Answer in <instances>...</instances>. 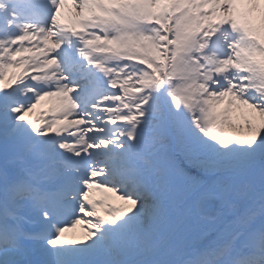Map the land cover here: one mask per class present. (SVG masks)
Wrapping results in <instances>:
<instances>
[{
  "label": "snow or ice",
  "instance_id": "1",
  "mask_svg": "<svg viewBox=\"0 0 264 264\" xmlns=\"http://www.w3.org/2000/svg\"><path fill=\"white\" fill-rule=\"evenodd\" d=\"M0 264H264V0H0Z\"/></svg>",
  "mask_w": 264,
  "mask_h": 264
},
{
  "label": "bare ground",
  "instance_id": "2",
  "mask_svg": "<svg viewBox=\"0 0 264 264\" xmlns=\"http://www.w3.org/2000/svg\"><path fill=\"white\" fill-rule=\"evenodd\" d=\"M258 15V14H256ZM67 16H68V12H66L65 17H66V22H67ZM31 55V54H28ZM57 98H48L46 97L44 100H42L40 102L39 105H37L36 109L33 110V112L30 114L31 118L33 119H39L40 118V111L42 107H45L46 105H50L51 108L55 107L57 104ZM97 194H99V196L104 199V198H109L108 199V203H113V204H120L122 203L121 201H119L118 199H116V197L112 194V193H106L103 191H99ZM104 210L102 208L99 209V212H101ZM66 236L68 238H74V239H79V240H85L86 239V226L83 224L80 225H76V227L69 231L68 233H66Z\"/></svg>",
  "mask_w": 264,
  "mask_h": 264
}]
</instances>
